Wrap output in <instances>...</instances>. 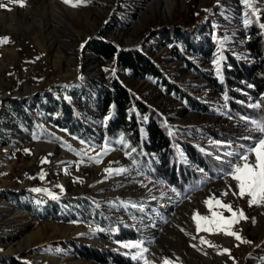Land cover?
Listing matches in <instances>:
<instances>
[{"label": "rangeland", "instance_id": "obj_1", "mask_svg": "<svg viewBox=\"0 0 264 264\" xmlns=\"http://www.w3.org/2000/svg\"><path fill=\"white\" fill-rule=\"evenodd\" d=\"M254 17L264 25V0H83L77 7L64 0H2L0 41L6 37L8 42L0 43V264H8L9 258L26 264H100L80 258L73 244L131 259L129 253L137 250L124 249L117 241H143L149 249L144 254L148 264H163L165 259L172 264H264V204L249 207L247 196L240 198L231 192L222 198L233 209L244 210L247 219L231 230L250 244L215 229L212 234L197 232L193 215L199 213L201 227L207 224L200 217H211L205 201L212 193L225 191L229 185L237 191L236 182L222 174L233 159L227 153L249 147L253 139L244 137L255 138L260 133L232 117L225 95L184 61L187 58L221 81L226 51L251 59L246 42ZM180 29L185 30L188 43L182 37H167ZM95 38L120 48L139 47L171 82L197 96L209 109H196L160 80L130 78L114 60L89 50ZM175 46L183 57L177 55ZM116 76L161 112L175 137L196 144L214 158L216 154L222 157L223 168L216 177L201 178L179 193L147 177L125 151L108 144L102 154L105 142L81 144L82 139L70 134L64 123L55 122L53 114L46 109L37 111L42 103L51 106L46 98L58 87L72 88L80 92L81 103L76 107L82 108L85 121L103 131L107 116L95 108L98 95L90 83L108 84ZM10 101L26 104L36 121L26 123L11 114ZM213 133L233 140L214 141ZM89 157H98L100 162ZM186 163L200 172L196 165ZM108 168L128 171L109 176ZM34 188L47 189L59 198L34 192ZM7 191L39 196L47 202L82 197L88 205L74 210L77 215L71 219H42L40 204L29 210L5 198ZM212 203V211L230 216ZM119 232L135 237L121 240L116 237ZM201 237L212 246L201 244ZM225 248L231 258L221 254Z\"/></svg>", "mask_w": 264, "mask_h": 264}, {"label": "trees", "instance_id": "obj_2", "mask_svg": "<svg viewBox=\"0 0 264 264\" xmlns=\"http://www.w3.org/2000/svg\"><path fill=\"white\" fill-rule=\"evenodd\" d=\"M252 21L246 42L251 59L244 60L232 52L226 51L222 62L221 81L208 76L190 60L184 58L193 71H200L212 86L225 95L232 117L244 122L242 117L264 119V106L261 108L251 106L264 100V30L259 25L257 17H254ZM185 35V30L180 29L170 32L167 37H182L188 43L189 40ZM190 45L192 48V42ZM88 47L97 56L106 60H114L117 68L125 70L130 78L160 80L168 89L175 90L196 109H209V106L197 96L187 94L177 84L171 82L157 62L139 47L120 48L115 43L97 38L92 39ZM175 50L177 55L183 57L177 46H175ZM90 87L98 95L95 108L101 115L110 117L107 119L103 131L97 130L85 121L82 108L76 107V104L81 103L80 92H75L72 88L58 87L54 94H48L46 98L51 106L48 107L42 103L37 111L42 113V109H46L56 117L55 122L64 123L70 134L90 145L101 144L107 139L110 141V145L126 153L130 151V147H135L137 151L131 153V157L135 159L137 167L147 177L164 182L182 194L186 192L189 185L206 176L216 177L222 170L223 166L216 158L217 154L214 158L206 154L196 144L175 137L161 112L141 99L118 76L108 84L92 80ZM10 109L11 114L23 119L26 123L27 121L31 123L36 121L33 111L26 104L10 101ZM142 117H147V120H143ZM121 134L124 135L126 144L130 147L126 148L124 144L116 142ZM211 136L214 141L223 144L233 140L232 137L225 134L213 133ZM186 162L193 166L196 165L204 171L197 172ZM28 196L7 191L5 198L19 201L29 210H34L35 206L40 204L43 212H39L38 215L42 219L50 217L62 220L71 219L76 214L74 210L88 205V200L82 197L62 202H47L39 196ZM61 205L66 208L62 209ZM116 237L128 240L134 239L135 236L119 232ZM73 246L76 254L85 260L100 264H135L121 253L102 251L77 244H73ZM7 262L8 264H26L15 258H9Z\"/></svg>", "mask_w": 264, "mask_h": 264}, {"label": "snow or ice", "instance_id": "obj_3", "mask_svg": "<svg viewBox=\"0 0 264 264\" xmlns=\"http://www.w3.org/2000/svg\"><path fill=\"white\" fill-rule=\"evenodd\" d=\"M0 3H2V0H0ZM64 3L69 4L72 7H77L81 3H83V0H76L75 3H73V0H64ZM21 7H23V3L20 4ZM249 7H252L250 4L248 5ZM207 11V10H206ZM264 27V25H261ZM8 38H4L0 43H7ZM217 64V70L219 71V63L220 60L217 59L215 61ZM254 108H261L264 106V100L261 101V103H254L251 105ZM110 117H106L105 119H109ZM143 120H147V117H142ZM242 119L245 120L246 125L251 124L252 125V130L260 133L258 137H244V139H253V143L247 147L243 148L242 146V151L238 153H227V155L233 157V159L229 160L228 163L230 167L226 170H222V174L224 176H229L231 177L232 180L236 182L235 188L237 191L232 190V185H229L227 190L221 191L219 193L213 192L211 197L205 201V203L209 206L210 211L212 212L211 217L208 216H202L200 219L207 221V224H205L203 227H201V224L197 217L199 216V213H195L193 215V220L197 222V232L199 233L200 231H205L210 234L213 233L214 229L216 231H222L225 235L232 236L236 240L241 241L242 243L250 244L252 243L249 240L243 239L238 232L232 231V226L235 223H239L240 220H246L247 217L244 213L243 209H233L231 203H225L223 201V197H226L229 195V192L233 196H239L240 198H244L247 196L248 199V206L251 207L253 204L255 205H261L264 204V119H249L242 117ZM34 138L35 137L34 135ZM118 143L124 144L126 147H130L126 144V140L123 134H121ZM81 144H85V141L81 140ZM110 143L109 140H105V153L108 151L107 145ZM25 151H28L27 149ZM137 149L135 147H130V151L126 153L130 158L131 153L136 152ZM100 155V154H98ZM254 156V159L250 160V157ZM218 160L222 159L221 156L216 157ZM89 159H94L97 163H99L98 157H89ZM133 164L136 163L135 159L132 158ZM47 162V161H43ZM81 163H83V159L81 160ZM128 171V169L125 168H119V169H111L108 168L106 169V172L108 173L109 176L115 174V175H120L124 172ZM201 172H203V169H200ZM43 179V175L40 177ZM61 192H63V186H59ZM34 192H41L44 191L46 192L49 196H51L52 199H58L59 197L57 195H54L51 192H48L47 189H41V188H34L32 189ZM219 197V198H218ZM215 203L216 206H219L220 208L224 209L225 211L230 213L229 217H225L222 213H217L215 211H212L213 203ZM135 206V205H134ZM253 223H255V218H253ZM211 225V226H209ZM192 239H196L195 236L192 237ZM201 244L204 243H209V241L205 240L203 237L200 238ZM117 243L120 244V246L124 249L132 250L136 249L137 251L131 255V259L133 260H143L144 264H148V261L145 259L144 254L149 251L147 247L144 246L143 241H135V242H119ZM195 246V245H193ZM209 246H212L209 243ZM221 254H228L231 258L230 255V250L225 248L223 250V253ZM178 259V258H177ZM163 264H172V262L168 259H165L163 261Z\"/></svg>", "mask_w": 264, "mask_h": 264}, {"label": "water", "instance_id": "obj_4", "mask_svg": "<svg viewBox=\"0 0 264 264\" xmlns=\"http://www.w3.org/2000/svg\"><path fill=\"white\" fill-rule=\"evenodd\" d=\"M13 99H15V100H16L17 98H13Z\"/></svg>", "mask_w": 264, "mask_h": 264}]
</instances>
